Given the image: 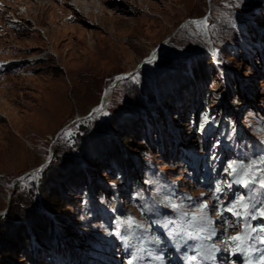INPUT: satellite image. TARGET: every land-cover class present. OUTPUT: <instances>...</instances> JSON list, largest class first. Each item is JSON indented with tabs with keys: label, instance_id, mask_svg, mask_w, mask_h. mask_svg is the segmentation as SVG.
I'll return each mask as SVG.
<instances>
[{
	"label": "rangeland",
	"instance_id": "1",
	"mask_svg": "<svg viewBox=\"0 0 264 264\" xmlns=\"http://www.w3.org/2000/svg\"><path fill=\"white\" fill-rule=\"evenodd\" d=\"M260 157L264 0H0V264L165 261L205 203L224 247L225 169Z\"/></svg>",
	"mask_w": 264,
	"mask_h": 264
},
{
	"label": "snow or ice",
	"instance_id": "2",
	"mask_svg": "<svg viewBox=\"0 0 264 264\" xmlns=\"http://www.w3.org/2000/svg\"><path fill=\"white\" fill-rule=\"evenodd\" d=\"M193 23H202L195 22ZM154 59L150 57L146 62L152 63ZM70 135L71 133H66ZM255 168V171H254ZM225 172L233 177H236L234 180L235 183H240L244 187H247L250 183H259L262 188H264V157H260L259 160H251L249 162L245 161H230L225 169ZM232 185L228 183L226 185L217 184L214 191L217 193L223 192L225 187L230 188ZM201 195H204L203 193ZM208 207L205 203L200 206L198 212L193 213H184L185 217H188V226L191 229H195L198 232L209 231L205 227L206 224L211 223L210 218L204 214V210ZM226 210L232 213L236 217L235 224H229V227H237L238 225L242 226V230L237 232L235 236L227 238L226 243L230 242V246H234V251L232 252L233 256L244 254L246 259L244 264H253L247 257L250 253L259 252V264H264V230H261L257 234V229L251 227L248 223L250 220L264 219V202H261L259 205L251 203L244 196L238 197L230 205H220V209L217 210L219 215H223V211ZM125 223L130 227L134 223L132 217H128ZM142 227V225H141ZM117 235L119 231L117 230ZM216 233L214 230L210 231V234L206 239H211L212 236H215ZM255 241V243H253ZM220 251L215 245H212L209 248H204L203 246L195 247L191 254H188L184 257L185 264H214L215 261V252ZM137 259L136 253H132L128 260V264H133L134 260ZM157 259H162V257H157Z\"/></svg>",
	"mask_w": 264,
	"mask_h": 264
},
{
	"label": "bare ground",
	"instance_id": "3",
	"mask_svg": "<svg viewBox=\"0 0 264 264\" xmlns=\"http://www.w3.org/2000/svg\"><path fill=\"white\" fill-rule=\"evenodd\" d=\"M193 21H195V22H202V23H199V24L200 25H203V26H204V24H206L208 22V20L206 19V17H203V16L202 17H199V18H196ZM188 22H190V21H188ZM195 24H197V23H195ZM168 41H169V38L168 37L167 38H164V40L160 44H158V46H156L155 48L152 49V51L149 53V55H147L145 57V59L143 60V62H146L150 57H153L154 56V59H155L158 55H160L164 51V49L167 47ZM122 76L123 75L117 76V77H115V79H113V80H111L109 82V84L103 90L102 98L105 97L108 94V92L110 91V89L113 87V83L117 80V78H121Z\"/></svg>",
	"mask_w": 264,
	"mask_h": 264
},
{
	"label": "trees",
	"instance_id": "4",
	"mask_svg": "<svg viewBox=\"0 0 264 264\" xmlns=\"http://www.w3.org/2000/svg\"><path fill=\"white\" fill-rule=\"evenodd\" d=\"M67 204V203H66ZM47 205V208L50 210V211H56L57 208H55V206H53V204H46ZM44 220L46 221V223L49 225L50 224V219L47 217V216H44ZM45 226V225H44ZM47 227V225H46ZM18 235L20 236V239L21 241H28L29 238L27 237L28 234L25 232V229H24V226L21 227V230L18 232ZM66 257V256H65ZM69 257V256H68ZM33 264H36V261L33 259L32 260ZM39 264H43V262H39Z\"/></svg>",
	"mask_w": 264,
	"mask_h": 264
},
{
	"label": "water",
	"instance_id": "5",
	"mask_svg": "<svg viewBox=\"0 0 264 264\" xmlns=\"http://www.w3.org/2000/svg\"><path fill=\"white\" fill-rule=\"evenodd\" d=\"M142 64H146V62H143ZM118 80H120V78H117V80L114 83H116Z\"/></svg>",
	"mask_w": 264,
	"mask_h": 264
}]
</instances>
